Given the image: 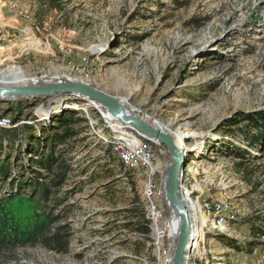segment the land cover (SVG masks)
<instances>
[{
	"label": "rangeland",
	"instance_id": "374dc122",
	"mask_svg": "<svg viewBox=\"0 0 264 264\" xmlns=\"http://www.w3.org/2000/svg\"><path fill=\"white\" fill-rule=\"evenodd\" d=\"M0 25V71L90 85L182 144L197 224L184 264H264V138L251 146V123L227 125L264 112V0H0ZM87 102L0 101V198L62 173L48 205L70 233L67 253L26 247L16 264H168L176 237L158 225L169 153ZM203 201L229 205L226 225H209Z\"/></svg>",
	"mask_w": 264,
	"mask_h": 264
},
{
	"label": "trees",
	"instance_id": "16d2710c",
	"mask_svg": "<svg viewBox=\"0 0 264 264\" xmlns=\"http://www.w3.org/2000/svg\"><path fill=\"white\" fill-rule=\"evenodd\" d=\"M242 121H247L254 126L248 143L254 146L264 138V112L258 111L249 114H239L237 118L227 121L228 126H235ZM238 161L234 164L237 172L244 175L243 166L249 161L246 152L238 150ZM52 156L40 159L37 163L40 168L51 169L55 164ZM46 167V168H45ZM52 173V171H50ZM3 177L7 172L0 170ZM50 176V179H47ZM62 173L53 175L39 174L34 184L27 185L31 188L30 194L7 195L0 198V264L17 263V250L26 247L40 246L55 253L65 254L69 248V229L66 225H58V216L55 214L56 202L48 205L52 190L61 185ZM39 179V180H38ZM144 230L148 231L147 222Z\"/></svg>",
	"mask_w": 264,
	"mask_h": 264
},
{
	"label": "water",
	"instance_id": "95a60500",
	"mask_svg": "<svg viewBox=\"0 0 264 264\" xmlns=\"http://www.w3.org/2000/svg\"><path fill=\"white\" fill-rule=\"evenodd\" d=\"M76 97L97 104L111 122L127 127L148 140L163 146L170 156V163L164 176L165 201L169 212L177 222V236L170 264H183L190 247L191 222L181 200L179 190L180 173L186 163L185 153L176 145L173 137L160 127L127 112L124 106L110 96L90 85L65 80L45 81L38 84L0 85V101L36 100Z\"/></svg>",
	"mask_w": 264,
	"mask_h": 264
},
{
	"label": "bare ground",
	"instance_id": "6f19581e",
	"mask_svg": "<svg viewBox=\"0 0 264 264\" xmlns=\"http://www.w3.org/2000/svg\"><path fill=\"white\" fill-rule=\"evenodd\" d=\"M24 82H25V77L22 74H20L19 72H17L14 68H8V69H4V70L0 71V85L1 84L16 85V84H20V83H23V84L27 83V82H25V83ZM28 82H30V81H28ZM59 102L60 101H57L56 104L59 105ZM87 103L89 105L93 106V107H98L97 104L92 103L90 101H88ZM124 108L126 109L125 105H124ZM102 114L109 122H111L110 118L106 115L105 112H103ZM45 118L46 117L43 116V119H45ZM3 122L5 123V121H3ZM116 125H118V124L116 123ZM118 126H120V125H118ZM120 127H122V126H120ZM122 128H124V127H122ZM121 134H122V131H121ZM137 135H139V134H137ZM173 139H174L176 145L182 150V152L185 153V151H184V149L182 147V144L180 142H178L174 137H173ZM130 142L132 144L137 143V141H136V139L134 137H132ZM155 144H157V143H155ZM194 163L195 162L192 160L191 164H194ZM182 171H183V169H182ZM182 171L180 173V178H179V190L181 192L182 203L184 204V206H185V208L187 210V213L189 215V219H190V222H191L190 236H191V242L194 243L195 235H196V232H197V230H196L197 224H195L193 222V215L191 213H192L193 210H195V207H194V204H193L190 196L184 194V191H182V187H181ZM163 193H164V180H163ZM164 199H165V194H164ZM221 206H222V208H221ZM152 208L155 209V206H152ZM200 209H201L203 214L208 215V216H210L212 218V220H211L209 225L212 226L213 229H217L219 227H222V226L226 225V222H227L226 219L229 218V212H230L229 205L226 202L223 203V202H220V201H215V202L203 201L201 203V205H200ZM168 229H169L168 230V232H169L168 235L170 237H172V241H173V239H175L176 234H177V222L175 220L170 221V223L168 224ZM191 242H190V245L192 244ZM172 243H174V242H172ZM189 249H190V247H189ZM188 250H187V252H188ZM187 252H186V254H187ZM185 259H186V255H185ZM185 259H184V262H185ZM170 261H171V257L168 260V264H170ZM184 262H183V264H184ZM185 264H195V263L193 261H189V262H187Z\"/></svg>",
	"mask_w": 264,
	"mask_h": 264
},
{
	"label": "built area",
	"instance_id": "2783aa9c",
	"mask_svg": "<svg viewBox=\"0 0 264 264\" xmlns=\"http://www.w3.org/2000/svg\"><path fill=\"white\" fill-rule=\"evenodd\" d=\"M1 32H2V27H1V25H0V34H1ZM134 133H136V132H134ZM135 150H137V143H135ZM140 153H141V161H146V162H147V168H148L149 166H151L152 164L155 163V159H154V160H147V159H144V152H140ZM155 154H158V150H155ZM125 159H128V158H127V152H125ZM130 166H131L132 169H133V162H132L131 159H130ZM136 172H137V175H142V179H144V184H145V183H146V174H147V172H140V171H138V170H136ZM164 194H165V193H164ZM153 198H154L155 211H156L155 197H153ZM221 208H222V206H221ZM172 220H175V219H174V217L172 216L171 213H169V215H168L167 217H165V218H161V224L158 225L159 230H162V223H163V221H172ZM226 220H227V219H226ZM199 239H200V237H199ZM156 241H157V240H156ZM157 245H158V241H157ZM157 249H163V247H157Z\"/></svg>",
	"mask_w": 264,
	"mask_h": 264
}]
</instances>
